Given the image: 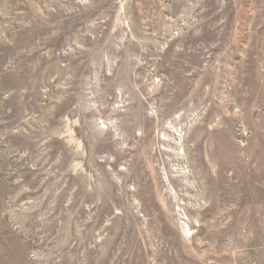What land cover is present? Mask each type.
Returning a JSON list of instances; mask_svg holds the SVG:
<instances>
[{
  "label": "rangeland",
  "instance_id": "rangeland-1",
  "mask_svg": "<svg viewBox=\"0 0 264 264\" xmlns=\"http://www.w3.org/2000/svg\"><path fill=\"white\" fill-rule=\"evenodd\" d=\"M0 264H264V0H0Z\"/></svg>",
  "mask_w": 264,
  "mask_h": 264
}]
</instances>
